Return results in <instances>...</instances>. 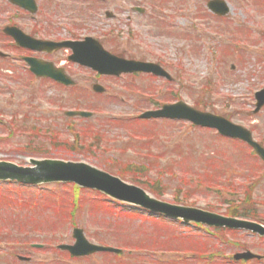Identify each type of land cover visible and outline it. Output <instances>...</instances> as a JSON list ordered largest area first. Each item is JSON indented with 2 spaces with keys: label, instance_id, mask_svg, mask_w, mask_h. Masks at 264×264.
<instances>
[{
  "label": "rangeland",
  "instance_id": "rangeland-1",
  "mask_svg": "<svg viewBox=\"0 0 264 264\" xmlns=\"http://www.w3.org/2000/svg\"><path fill=\"white\" fill-rule=\"evenodd\" d=\"M35 1L40 12L34 23L25 20L22 27L28 32L39 27L38 36L50 40L91 35L109 54L167 67L175 81L97 78L66 63L61 52L48 61L63 66L76 87L57 88L31 78L0 35V53L9 55L0 59L1 162L22 167L29 159L84 162L168 204L264 218V165L247 147L182 122L130 120L151 105L180 97L197 111L248 129L264 147V107L251 114L254 94L264 86V0H223L229 13L221 19L206 9L209 0ZM132 5L148 14H131L135 19L128 27L124 8ZM105 12L115 18L107 20ZM10 15H0V28ZM110 32L112 39H102ZM95 82L106 90L103 95L92 92ZM70 110L93 116L68 120L63 114ZM70 125L91 133L77 143L89 144L97 133L103 144L93 141L91 149L76 150L67 133ZM46 130L57 134L44 138ZM60 138L68 142L54 147ZM177 224L126 209L96 192L74 193L63 184L30 189L0 184V264H231L229 258L240 251L264 257V239L250 233L225 230L217 238L213 230ZM75 227L95 245L124 250L126 258L98 254L70 260L56 246L71 244ZM33 244L43 249L32 250ZM17 256L30 261L21 263Z\"/></svg>",
  "mask_w": 264,
  "mask_h": 264
},
{
  "label": "water",
  "instance_id": "water-1",
  "mask_svg": "<svg viewBox=\"0 0 264 264\" xmlns=\"http://www.w3.org/2000/svg\"><path fill=\"white\" fill-rule=\"evenodd\" d=\"M207 9H209L213 14L219 16H224L227 14L228 8H226L223 2L219 0L211 1L207 4ZM9 35L15 38V32H9ZM36 48H42L45 45L50 46L49 43L41 44L34 41ZM71 48L73 55L70 60L79 63L80 65L92 68L98 74L107 76H119L122 73L133 74V73H151L155 75H164L157 66L149 64H141L137 62H128L123 59H118L113 56H109L103 52L101 46L88 39L85 43H67L65 45H56L53 50L56 51L60 48ZM42 50V49H39ZM30 70L35 76L38 77H50L57 82L68 85L66 80L63 79L60 70H54L49 65L43 66L37 62H31ZM95 92H100L102 89L98 87L93 88ZM256 99V109L253 113H257L260 108L264 105V89L255 95ZM70 116H83L89 117V114L85 113H68ZM171 118V119H181L190 121L195 126H201L206 128H214L222 136L235 138L240 141H244L249 147L253 149L255 154L260 157L264 162V151L256 143L252 142L250 133L247 132L243 127L240 128L235 125H231L222 117H215L212 115L198 113L181 103L175 106H166L163 110L156 113H145L140 118ZM31 164L35 168L23 169L16 168L12 164L0 163V181H15L24 185H39L41 183H51V182H67L75 183L82 188H89L92 190H98L105 196H110L115 200H119L126 204H132L135 206H140L148 211L155 214H162L168 218L172 219H183L185 222L195 221L201 224H207L213 227H227L231 230H244L251 231L252 233L264 236V230L253 223L242 222L232 219H223L216 215H211L208 213H202L196 210H190L186 208H179L175 206H169L164 203H159L152 198L148 197L141 190L131 187L129 185L122 184L118 179L111 178L107 174H103L96 169H92L86 165L79 164H69L63 162L55 161H31ZM74 239L77 240L74 247H62L61 249H67L73 256H87V254L99 252H117L112 249L95 248L90 246L81 236V231L75 230ZM236 261L239 259L248 261L251 259H257L258 257L248 253L239 254L234 257Z\"/></svg>",
  "mask_w": 264,
  "mask_h": 264
},
{
  "label": "flooded vegetation",
  "instance_id": "flooded-vegetation-1",
  "mask_svg": "<svg viewBox=\"0 0 264 264\" xmlns=\"http://www.w3.org/2000/svg\"><path fill=\"white\" fill-rule=\"evenodd\" d=\"M124 10H125V21L124 22L128 24L127 25L128 27L131 26V22L133 21L132 19H135L134 18L135 16L132 17L131 14L136 15L139 18L146 17L148 14V13H146V11H144V9L141 6L132 5L128 8H124ZM137 10H139V11H137ZM1 14H12L9 16L10 21H8V22L12 23V24H8L9 26H15V27L19 28L22 32L26 33L31 38L36 37V33H35L36 30L35 29H34V32L33 31L28 32V28L25 29L22 27L24 25L25 20L34 22V18L30 17L28 12L20 10L18 7L14 6L13 4H10L8 0H0V15ZM26 30L28 33L26 32ZM127 34H129V36H131L132 35V29H129L127 31ZM105 37H107V39H109L110 35H105ZM110 39H112V38L110 37ZM14 47L16 49V53L19 54V57L16 58V60H17V62H20L23 65L25 64V60H24L25 58L42 59L43 61H47V60H49V58H53V57L56 58L57 54L60 53V52H56V54H52V55L46 54L45 55L42 53H38L36 51L33 52V51H30L27 49L18 48L16 46H14ZM5 59H8V58H5ZM143 76H146L152 80H154V79L155 80H161V82H164L166 85L169 84L160 78H152V76H150V75H133L131 77L141 78ZM45 82H49L52 85H55L50 80H47ZM152 108H154V106H152ZM154 109H156V108H154Z\"/></svg>",
  "mask_w": 264,
  "mask_h": 264
},
{
  "label": "trees",
  "instance_id": "trees-1",
  "mask_svg": "<svg viewBox=\"0 0 264 264\" xmlns=\"http://www.w3.org/2000/svg\"><path fill=\"white\" fill-rule=\"evenodd\" d=\"M232 216H236V212H233L232 214H230ZM243 216H246V214H243Z\"/></svg>",
  "mask_w": 264,
  "mask_h": 264
}]
</instances>
